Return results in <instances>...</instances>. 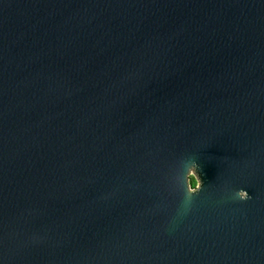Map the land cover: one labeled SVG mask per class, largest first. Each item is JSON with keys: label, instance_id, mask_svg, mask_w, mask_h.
<instances>
[{"label": "water", "instance_id": "95a60500", "mask_svg": "<svg viewBox=\"0 0 264 264\" xmlns=\"http://www.w3.org/2000/svg\"><path fill=\"white\" fill-rule=\"evenodd\" d=\"M0 264H264V0H0Z\"/></svg>", "mask_w": 264, "mask_h": 264}, {"label": "clouds", "instance_id": "9594fccd", "mask_svg": "<svg viewBox=\"0 0 264 264\" xmlns=\"http://www.w3.org/2000/svg\"><path fill=\"white\" fill-rule=\"evenodd\" d=\"M184 168L187 169L186 174L183 173ZM193 178H195V184H193ZM174 179L178 185L185 189L187 197L198 196L204 187L200 175V166L194 160L191 162H182ZM234 197L241 202H247L250 199L248 192L244 189L236 191Z\"/></svg>", "mask_w": 264, "mask_h": 264}, {"label": "trees", "instance_id": "16d2710c", "mask_svg": "<svg viewBox=\"0 0 264 264\" xmlns=\"http://www.w3.org/2000/svg\"><path fill=\"white\" fill-rule=\"evenodd\" d=\"M193 184H195V179L193 178Z\"/></svg>", "mask_w": 264, "mask_h": 264}, {"label": "rangeland", "instance_id": "374dc122", "mask_svg": "<svg viewBox=\"0 0 264 264\" xmlns=\"http://www.w3.org/2000/svg\"><path fill=\"white\" fill-rule=\"evenodd\" d=\"M195 179V178H194Z\"/></svg>", "mask_w": 264, "mask_h": 264}]
</instances>
